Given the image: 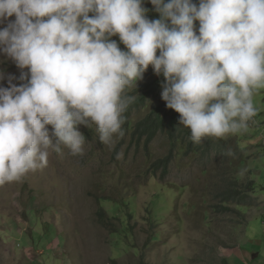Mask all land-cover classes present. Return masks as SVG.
Returning <instances> with one entry per match:
<instances>
[{"label": "clouds", "instance_id": "clouds-1", "mask_svg": "<svg viewBox=\"0 0 264 264\" xmlns=\"http://www.w3.org/2000/svg\"><path fill=\"white\" fill-rule=\"evenodd\" d=\"M0 55L20 70H0L3 186L46 167L50 149L83 155L80 125L114 145L136 100L126 89L149 66L194 143L246 131L264 89V0H0Z\"/></svg>", "mask_w": 264, "mask_h": 264}, {"label": "rangeland", "instance_id": "rangeland-1", "mask_svg": "<svg viewBox=\"0 0 264 264\" xmlns=\"http://www.w3.org/2000/svg\"><path fill=\"white\" fill-rule=\"evenodd\" d=\"M162 81L149 66L126 89L133 106L146 93L141 86H158L124 118L114 145L99 141L95 125H80L83 155L50 149L46 167L0 186V264H264V89L254 94L258 113L246 131L196 144L180 125L175 140L160 133L145 145L134 127L165 103ZM229 148L233 155H224ZM169 153L162 177L155 164ZM229 189L244 201H226Z\"/></svg>", "mask_w": 264, "mask_h": 264}, {"label": "trees", "instance_id": "trees-1", "mask_svg": "<svg viewBox=\"0 0 264 264\" xmlns=\"http://www.w3.org/2000/svg\"><path fill=\"white\" fill-rule=\"evenodd\" d=\"M148 9H152L153 6L150 3H145L144 5ZM145 94H143L139 100L133 106L128 107L127 111L124 113V118L127 119L131 112L135 109H138L140 106L144 104L147 100V96L153 95L158 90V86H153L150 84L149 86H141L139 91L145 90ZM179 114L174 110L166 107L165 103H161L155 106L151 112L146 115L141 121H139L135 127L133 136L136 137L137 140L144 139L145 145L150 144L154 138L160 133H167L169 138L175 140L177 138L176 134H179L180 124ZM184 132V130H183ZM182 133V132H180ZM175 134V136H174ZM172 161V153H169L165 158L156 162V167L158 170L162 171V177L167 172V167ZM245 196H241L239 191L234 189H229L225 192L226 201L230 200L235 203H241L244 201ZM99 219L102 220L103 212H98ZM101 224H106L105 221H101Z\"/></svg>", "mask_w": 264, "mask_h": 264}]
</instances>
